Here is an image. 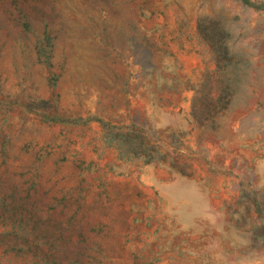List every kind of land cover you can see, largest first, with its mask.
Returning <instances> with one entry per match:
<instances>
[{"label": "rangeland", "instance_id": "rangeland-1", "mask_svg": "<svg viewBox=\"0 0 264 264\" xmlns=\"http://www.w3.org/2000/svg\"><path fill=\"white\" fill-rule=\"evenodd\" d=\"M256 199L264 0H0V264H264Z\"/></svg>", "mask_w": 264, "mask_h": 264}, {"label": "trees", "instance_id": "trees-1", "mask_svg": "<svg viewBox=\"0 0 264 264\" xmlns=\"http://www.w3.org/2000/svg\"><path fill=\"white\" fill-rule=\"evenodd\" d=\"M216 100L217 101H215L214 107L220 108L219 104H221L222 98L217 97ZM202 109L203 108L196 109V112L197 111L199 112ZM204 110H210L211 111V109H209L208 107H204ZM121 127H124V126H119V128H121ZM131 127L135 128L134 126H131ZM119 138H121V136H118V140L116 141L115 144H116L118 151L122 157H128L129 152L136 151L137 152L136 154L138 156H140V158L145 163H150L153 161L160 160V158H163V157H161V154L158 152V149L155 150L154 148L148 146V142H146V140L142 141V142L140 141L142 144V147H140L139 145H137V143H132V145H129V146L127 144H122L121 141L119 140ZM129 138L131 140H134V142H136L135 140L138 137L136 135L132 136V137L129 135ZM254 204L256 206L255 213L258 215V219L260 220V224H259L258 229H261L260 230L261 233H258L257 235L264 236V199H261V200L256 199Z\"/></svg>", "mask_w": 264, "mask_h": 264}]
</instances>
